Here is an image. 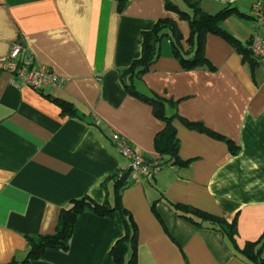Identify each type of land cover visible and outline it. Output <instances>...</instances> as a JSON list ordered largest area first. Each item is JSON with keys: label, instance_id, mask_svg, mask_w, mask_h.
I'll return each mask as SVG.
<instances>
[{"label": "crops", "instance_id": "0c3cea01", "mask_svg": "<svg viewBox=\"0 0 264 264\" xmlns=\"http://www.w3.org/2000/svg\"><path fill=\"white\" fill-rule=\"evenodd\" d=\"M170 1L191 13L185 1L186 8ZM255 2L200 5L212 15L235 8L223 27L246 47ZM165 5L128 0L120 13L113 0H0V59L20 40L37 63L67 79L61 90L37 92L14 83L0 66V264L23 263L29 240L54 235L73 201L89 197L114 205L112 177L129 162L112 134L126 137L152 167L166 160L155 146L165 124L121 82L142 55L143 34L159 20H173L189 50L188 22ZM205 54L214 71H184L166 39L149 72L133 81L141 94L177 103L167 114L180 118L173 126L185 164L172 161L122 191V207L137 228L140 264H252L238 250L264 236V61L253 68L215 35L207 36ZM55 98L71 103L75 116L64 114ZM183 121L202 124L238 152ZM178 206L189 209L187 217ZM193 212L237 222L238 250L218 226ZM125 234L119 214L89 211L75 224L68 252L49 250L33 264H114L111 250Z\"/></svg>", "mask_w": 264, "mask_h": 264}, {"label": "trees", "instance_id": "16d2710c", "mask_svg": "<svg viewBox=\"0 0 264 264\" xmlns=\"http://www.w3.org/2000/svg\"><path fill=\"white\" fill-rule=\"evenodd\" d=\"M113 1L116 3L117 10L120 13L125 10L128 4V0ZM184 1L191 10V13L182 11L170 0H165V6L167 11L177 14L181 20L188 22L190 27V38L187 41L189 50H185L183 47L184 38L176 23L171 19H162L155 24L151 31L143 34L141 57L134 61L128 69L122 72L121 82L127 93L142 102L151 105L154 116L165 124V128L157 135L155 140L157 151L166 158L165 161L157 164L161 169L170 165L172 161H175V164L179 166L185 165L178 158L179 143L176 138V130L173 126V122L176 119L180 120V118L177 114L172 116L167 114V106L176 109L177 103L166 101L155 94H141L135 89L133 81L135 78L141 77L149 72L150 68L158 60L162 42L166 39L170 41L172 55L177 59L184 71H193L197 69L215 70L205 54V43L208 35H215L224 39L239 54H241L244 60L249 62L253 68L258 62L249 50L250 41L245 47L223 27V22L236 13L235 8L227 6L219 13L212 15L203 11L200 5V0ZM53 101L61 106L64 114L68 113L69 115L75 116L76 112L71 103L59 98H55ZM184 123L191 129L224 140L229 145L232 154L235 155L238 152V148L235 147L230 140L212 132L202 124L190 122ZM120 173L121 172H118L112 177V180L115 183V203L113 206L109 203L99 205L89 197L73 201L69 208L62 211L59 225L54 235L40 237L37 240H29V253L26 260L21 264H33L49 250L68 252L75 224L84 213L89 211L99 217L115 218L117 214L121 216L125 225L126 234L125 237L120 239L111 250L114 264H140L137 259V228L133 222L132 216L122 207L121 204L122 191L132 185L133 182L130 180L129 171H123L121 177L119 176ZM177 208L181 209L180 211L184 213V217H187L186 215L189 214L188 208L180 206ZM193 213L204 221L211 222V224L218 226L228 235L234 243L235 248L238 250L235 242V237L237 235V222L229 224L224 219L216 218L209 214L201 212ZM263 241L264 236L260 241L256 243H248L243 250L238 251L240 255L250 263L264 264Z\"/></svg>", "mask_w": 264, "mask_h": 264}, {"label": "built area", "instance_id": "2783aa9c", "mask_svg": "<svg viewBox=\"0 0 264 264\" xmlns=\"http://www.w3.org/2000/svg\"><path fill=\"white\" fill-rule=\"evenodd\" d=\"M250 16L254 22V30L249 50L255 59L264 61V0H256ZM0 66L2 71L12 76L14 83L37 92L48 88L61 90L67 82L66 78L56 74L50 67L37 63L20 40L11 46L8 56L0 59ZM111 140L117 151L128 160L129 164L125 171H129L133 183L139 182L142 178L152 179L154 173L161 169L157 165L152 167L141 157L126 137L112 134ZM119 176H122V172Z\"/></svg>", "mask_w": 264, "mask_h": 264}, {"label": "rangeland", "instance_id": "374dc122", "mask_svg": "<svg viewBox=\"0 0 264 264\" xmlns=\"http://www.w3.org/2000/svg\"><path fill=\"white\" fill-rule=\"evenodd\" d=\"M180 2H181V4H182V6L184 7V8H186V6L184 5V0H180ZM182 7V8H183ZM112 199V198H111ZM111 202H112V200H111Z\"/></svg>", "mask_w": 264, "mask_h": 264}]
</instances>
